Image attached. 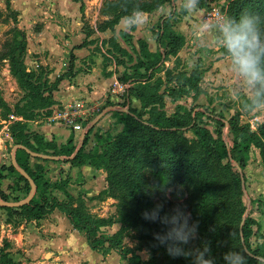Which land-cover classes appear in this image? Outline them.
I'll return each instance as SVG.
<instances>
[{"label": "trees", "instance_id": "16d2710c", "mask_svg": "<svg viewBox=\"0 0 264 264\" xmlns=\"http://www.w3.org/2000/svg\"><path fill=\"white\" fill-rule=\"evenodd\" d=\"M168 1L173 9L169 15L160 17L157 31H154L158 49H161L163 41H167V49L152 53L146 41L138 40L140 50L136 53V70L131 79L129 78L132 85L130 84L124 94L125 103H130L134 96L141 101L142 108L139 110L129 106L122 113L120 122L123 130L114 138L100 130L95 131L97 142L87 150L94 129L89 131L74 159L65 161L73 165L89 164L97 169H107V189L102 194H109L116 199V212L109 217L92 214L81 195L76 198L68 191L67 178L51 183L46 180L43 167L38 165L32 168L28 164V150L55 157L72 156L76 150L73 136L66 145L58 149L53 144L45 143L38 135H29L24 130L16 135V144L25 147L18 150L17 162L33 178L38 190L29 204L6 210L32 221L59 209L70 219L75 229L84 233L94 250L105 255L116 251L128 264H159L162 258L166 261L165 264H170L177 259L183 261V257L172 258L167 254L165 246L156 239V234L166 231V226L144 220L142 212L156 205L154 194L163 196L168 189L185 184L188 176L197 185V214L200 221L198 233L201 236L199 241L200 244L209 243L217 264H220V257L227 249H246L249 264H264V242H260L261 239L264 240V236L261 237L259 226L253 229V224L257 223L255 219L248 215L244 217L245 208L241 202L246 180L244 170L254 147L260 150L264 160V122L253 131L249 125L241 124L237 114L234 115L228 121L232 138L229 144L220 133L215 137L203 124L201 117L205 116L208 121L216 122L218 128L225 126L224 120L213 113L193 110H177L174 115L166 113L167 95L173 97L176 93L196 92L198 96L202 80V74L197 67L189 75L183 73L176 82L177 85L167 87L163 92L159 82H151L163 57L176 54L185 44V38L174 29L179 19L176 20L175 1ZM246 9L264 14V0H235L230 5L229 15L238 17ZM117 47L132 59L133 56L124 47L119 44ZM26 48L27 37L22 33L21 41L15 38L10 45L11 51L7 54L10 69L26 90L27 96L37 101L42 109L52 104L53 97L41 83L34 81V72L28 71L25 57L18 55V52L23 53ZM141 68L146 73H142ZM72 71L73 65L70 75ZM62 78L56 82H60ZM254 99L255 97L247 99L245 103L256 104ZM188 132L192 133V138L187 136ZM101 143L106 145L103 149L100 148ZM234 161L238 162V167L234 166ZM2 169L17 175V181L10 189L29 195L30 183L14 165L3 166ZM52 190L62 192L65 200L60 201ZM0 195L3 200L9 201L7 194L1 192ZM13 200L18 202L21 198L15 196ZM114 224H120L119 230L111 235L100 234L102 228ZM253 237L256 247L252 244ZM126 239H131L134 245L127 244ZM6 248L7 244L0 253V264H20L10 258ZM144 251L151 255L150 260L142 258L141 252Z\"/></svg>", "mask_w": 264, "mask_h": 264}, {"label": "rangeland", "instance_id": "374dc122", "mask_svg": "<svg viewBox=\"0 0 264 264\" xmlns=\"http://www.w3.org/2000/svg\"><path fill=\"white\" fill-rule=\"evenodd\" d=\"M174 1L177 7L176 20L179 18V21L187 11L183 8L184 3L182 0H173V2ZM233 1L235 0H200L198 8L208 10L210 3L220 2L227 6V15H229L230 5ZM8 3L11 5V10L8 7ZM82 3V14L81 12H76L77 14L74 18H69L65 14H61L59 8V6L63 7L64 4L70 5L67 3V0H0V13H2V15H0V129L7 125L10 128L12 137L11 140L5 141L6 144L11 142L17 143L18 139L16 135L19 134V131L29 130L28 123L19 120L18 116H23L24 118L32 117L39 120L43 117L38 102L27 96L26 90L11 72V65L7 54L11 51L12 48L10 49V45L14 43L15 38L21 41L22 33L26 34L27 48L23 53L18 52V55L22 57H65L63 54L65 51L59 48V45L71 38H74L75 41L80 43L90 44L92 46L90 49L92 50V54L96 57H104L105 65L108 68L111 67V70H107V74L108 72L116 71L118 82L132 84L130 79L136 70L134 67L137 63V61H135V55H137L136 53L139 48V45L136 44V37L139 35H136L137 30L149 28L151 31H155L160 17L169 15L173 9L171 2L168 0H164L163 2L161 0H81L76 3V6L70 5V9H72L70 12L77 11ZM137 12H139L140 15L134 17L133 14ZM203 19L206 21L204 15ZM133 20L134 22H132ZM67 27L70 28V31L66 32L64 29H67ZM42 30L43 34L41 35ZM210 33L209 40L213 37L216 40V33ZM206 38H208V36H206ZM209 43L212 44L213 42L211 41ZM118 44L124 47L132 56L134 55L133 62H128L127 57L129 56L126 55L124 51L118 49ZM196 46H192V49H196ZM220 51L224 53L223 49H220ZM164 57L167 58V56ZM193 61L194 64L190 63L188 59L184 61L176 60V66L173 68H157L156 72L161 75L156 81L161 85L160 90L163 92L167 87L177 85L176 82L180 80V76L183 73L191 71L190 69L194 67L195 64L198 68L202 67V65H199L202 60L194 58ZM128 69L130 70L128 71ZM30 71L34 72V81L38 84L41 83L47 93L57 88L54 82L49 83L50 79H45L50 74L49 67H41L38 71ZM141 71L142 73H146L145 70ZM222 87L223 86H219L218 92H216L217 94L213 95L216 100H219L216 102V105L204 102L199 95H196V92L189 94L176 93L173 97L172 95H167L165 97V111L169 115H174L177 110L181 112L193 110V112L213 113L215 116L224 120L225 126H220L218 128L216 122L208 121V118L205 116L201 117L203 124L211 130L215 137L220 133V136L227 143L231 144L232 138L228 130V121L237 114L241 124L249 125L253 131H256L258 126L264 122V101L258 102L255 98L254 101L256 104L245 103L248 95L243 94L244 97L242 98L240 96L242 93L248 92H235L231 88L226 91L222 90ZM212 93L213 92L210 94ZM121 94L122 92L118 93L119 96ZM219 97H221V99H219ZM242 99H244V101H242ZM115 105L117 104L112 102L110 97H108V99L94 112H91L84 118H80L79 123L85 126L94 119L96 114L98 115L101 113L106 107L113 108ZM62 109L63 112H65L66 106H63ZM110 117L111 119L117 118V121L110 120L106 122L112 131L111 135L115 137L123 130V126L117 125L121 114L116 112ZM187 136L192 138L193 135L191 132H188ZM96 142L94 136L90 137L87 149H91ZM105 146L104 143L100 144V148L102 149ZM233 164L235 167H238L237 161H234ZM262 167H264V160L260 154V150L254 147L249 155L247 167L244 170L246 180L243 185L244 193L241 198L242 205L245 208L244 217L247 215L252 217L251 213L254 212L255 214V212L257 213L264 208V184L261 179V174L257 173L260 171L259 168ZM103 170L107 178L109 174L108 170ZM64 173V175L68 177L66 171H64ZM45 178L49 180L52 179L50 176L48 177L47 174ZM251 183H253V185ZM196 189L197 185L193 179L186 176L185 184L168 189L163 196L154 194V202L156 204H162L163 211L166 212L180 205L190 214L191 221L196 222L198 228H200V221L197 214L198 200ZM25 196L21 198V200L27 198L28 195ZM98 198L101 200L110 198L105 203L97 204L98 213L102 214L100 217H109L116 212V199L112 198L109 194H101ZM87 209L91 212V208L88 207ZM104 213L107 214L104 215ZM117 225V227L120 228V224ZM257 226H259L258 222L253 224V229ZM117 227L115 228L116 231L119 230ZM111 231H113V229L101 230L100 234L111 235ZM262 232L260 234L261 237L264 236V231ZM200 238L201 236L198 233V239L193 242L194 246L200 245ZM255 241L253 237L252 244L254 247H256ZM125 242L131 246L134 245L131 239H126ZM260 242H264V240L261 239ZM146 255L149 258L146 259ZM141 256L146 261L151 259V255L145 251L141 252ZM48 257L49 256H47V258ZM182 260L183 261L177 259L171 261L170 264H191V257H183ZM162 263H166L163 258L159 264Z\"/></svg>", "mask_w": 264, "mask_h": 264}, {"label": "crops", "instance_id": "0c3cea01", "mask_svg": "<svg viewBox=\"0 0 264 264\" xmlns=\"http://www.w3.org/2000/svg\"><path fill=\"white\" fill-rule=\"evenodd\" d=\"M79 1L67 0V3L76 6V3ZM182 2L184 3V0ZM70 5L64 4L63 7L59 6L60 13L65 14L69 18H74L79 12L82 14L83 3L77 11L73 12H70L72 10L70 9ZM9 7L11 10V5ZM204 14L205 10L198 8L195 12H187L175 24L174 29L185 38V44L176 54H169L167 58L163 57L158 68H173L176 66V60L184 61L188 59L190 63L194 64V58L200 59L202 62L199 65H202V67H199V69L202 74V80L199 96L204 102L208 104L212 103L213 105L217 104L216 102L219 100H216L213 95L217 94L219 86H223L222 90L226 91L231 88L235 92H248L242 93L240 96L242 98L244 97L243 94H247L246 100L254 98L251 91H247L242 81L232 72L228 60L225 58L224 53L220 51L221 48L215 45V38L212 36L213 38L209 40V34L212 31L207 34L208 38L202 40L196 39L194 26L204 21ZM64 31H70V28L67 27ZM42 32L43 30L41 31V35L43 34ZM136 35H138L136 37V44L139 45L138 40L146 41L149 51L152 53L162 52L167 49V41H163L161 49H158L157 36L149 28L137 30ZM211 41L213 42L212 44L209 43ZM192 46H196V49H192ZM59 48L65 51L63 52L65 57H25V64L27 67L29 66L28 71H38L41 67H49L50 74L45 79H50L49 83L54 82L57 88L48 91V93L51 92L53 97L52 104L41 109L43 117L40 120L24 118L23 116H18V118L28 123L29 130H26L25 133L29 135L36 134L45 143L53 144L58 149L66 145L69 138L73 136V143L77 149L82 137H85L92 129L94 130L91 137L94 136L97 130L111 135L112 131L106 122L110 120L117 121V118L111 119L110 116L113 113L117 112L122 115L123 112L129 109V106L140 110L142 103L134 96L131 97L130 103H125V93L119 96V92L115 88V83L118 81L116 77L117 72L111 71L107 74V70H111V67L108 68L105 65L104 57H96L92 54V50H90L92 46L90 44L80 43L71 38L70 40H66L65 43L60 44ZM139 50L138 48L137 53H139ZM127 58L128 62H133V57L132 59L130 57ZM137 60L138 54L135 55V61ZM71 65H73L72 75L69 72ZM195 68H197L196 64L190 70ZM140 70H144V68ZM189 73L190 71L186 74L189 75ZM159 76L161 75L156 72L151 82H156ZM61 77H63L62 80L57 83V79ZM211 92L213 93L210 94ZM108 97L117 105L113 108L106 107L101 113L96 114L94 119L84 126L83 131H74L62 118L68 112H75V109L80 113L88 112V115L103 104ZM63 106H66L65 112H63ZM117 125L123 126L120 120L117 122ZM19 149H22L19 144L12 142L6 144L0 138V193H5L10 197L8 202L14 201L13 197L15 196L23 198L26 195L20 190L14 191L10 189L17 181V175L2 169L3 166L14 165L13 158L15 156L17 159L16 154ZM50 151L53 150L51 149ZM29 155L30 157L27 159L28 164L32 168L38 165L43 167L45 175L47 174L48 177L52 178L51 180H46L54 183L61 178H67L69 181L68 191L76 198L81 195L85 204L91 208V212L102 216V214L98 213L99 211L96 206L110 199L101 200L98 198L107 189L106 175L103 169H97L89 164L73 165L70 162H65L67 159H62L66 158L65 156H57L59 159L48 160L34 157L30 153ZM23 157L24 159L26 158L25 155ZM259 170L257 173L261 174L264 184V167L259 168ZM64 171H66L68 177L64 175ZM251 184L253 185V183ZM10 192L14 193L10 194ZM52 193L60 201L65 200V195L62 192L52 190ZM6 208L0 206V253L5 248V244H7L6 251L9 253L10 258L16 262H20V264H128L116 251H111L105 255L102 252L94 250L84 233L75 229L70 219L59 209H54L39 220L27 221L22 215L10 213ZM106 214L104 213V215ZM251 216L258 222L261 228L260 231H264V208L257 213L255 212V214L254 212L251 213ZM117 226V224H114L101 230L113 229L111 231V234H113L116 232L115 228ZM47 256L49 257L47 258Z\"/></svg>", "mask_w": 264, "mask_h": 264}, {"label": "clouds", "instance_id": "9594fccd", "mask_svg": "<svg viewBox=\"0 0 264 264\" xmlns=\"http://www.w3.org/2000/svg\"><path fill=\"white\" fill-rule=\"evenodd\" d=\"M199 2L184 0L183 8L195 12ZM138 15L139 12L133 14ZM194 28L197 40L205 39L210 31L216 33V45L223 49L232 72L258 102L264 101V14L246 10L238 17L224 15L212 23L202 21ZM142 218L166 226V231L156 234V239L170 257H191V264H217L208 242L193 245L198 239V224L191 221L190 214L180 205L164 212L163 205L157 203L145 209ZM248 255L246 249H227L220 264H249Z\"/></svg>", "mask_w": 264, "mask_h": 264}, {"label": "built area", "instance_id": "2783aa9c", "mask_svg": "<svg viewBox=\"0 0 264 264\" xmlns=\"http://www.w3.org/2000/svg\"><path fill=\"white\" fill-rule=\"evenodd\" d=\"M227 6L224 3H218V2H212L210 3V7L208 10H205V20L209 23L215 22L218 18L223 17L224 15H227ZM130 86L128 83H121L116 82L115 88L118 90L119 93L126 91V89ZM84 109V108H83ZM88 112H77L75 109V112L73 113H66L62 118L66 121V123L72 127V129L76 132L83 131L84 126L79 123L80 118H84L87 115ZM0 138L4 141L11 140V134H10V128L6 125L2 129H0Z\"/></svg>", "mask_w": 264, "mask_h": 264}, {"label": "water", "instance_id": "95a60500", "mask_svg": "<svg viewBox=\"0 0 264 264\" xmlns=\"http://www.w3.org/2000/svg\"><path fill=\"white\" fill-rule=\"evenodd\" d=\"M83 141H84V137H82L79 147H77L75 153L72 156L66 157V158H62V159H67V160L74 159V157L76 156V154L79 152L80 148L82 147ZM20 147L21 148H25L24 146H20ZM28 152L32 156L38 157V158H42V159H48V160L59 159L58 157L47 155V154L36 153V152L29 151V150H28ZM13 163H14L15 167L17 168V170L21 173V175H23L29 181L30 186H31V190H30V193L27 196V198H25V199H23L21 201H18V202H8V201L3 200L0 197V206L7 207V208H19V207H22V206H24L26 204H29L32 201V199L34 198V195H35V193L38 190V186L35 183V181L33 180V178L23 168H21L18 165V162H17V159H16L15 156L13 158Z\"/></svg>", "mask_w": 264, "mask_h": 264}]
</instances>
